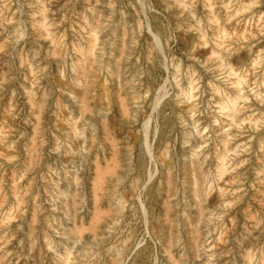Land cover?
Here are the masks:
<instances>
[{"label":"rangeland","instance_id":"obj_1","mask_svg":"<svg viewBox=\"0 0 264 264\" xmlns=\"http://www.w3.org/2000/svg\"><path fill=\"white\" fill-rule=\"evenodd\" d=\"M0 264H264V0H0Z\"/></svg>","mask_w":264,"mask_h":264}]
</instances>
